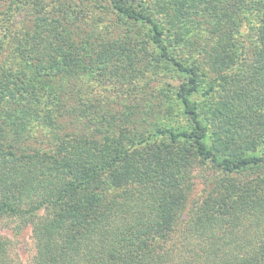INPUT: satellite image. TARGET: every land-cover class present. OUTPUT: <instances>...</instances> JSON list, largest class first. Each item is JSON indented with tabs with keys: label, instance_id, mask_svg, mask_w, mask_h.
Segmentation results:
<instances>
[{
	"label": "trees",
	"instance_id": "trees-1",
	"mask_svg": "<svg viewBox=\"0 0 264 264\" xmlns=\"http://www.w3.org/2000/svg\"><path fill=\"white\" fill-rule=\"evenodd\" d=\"M128 1L101 4L152 23L161 42L163 27ZM227 2L209 29L210 45L225 46L210 65L209 121L190 99L201 87V66L172 58L187 74L177 98L190 130L164 127L160 104L119 114L108 102L84 108L93 100L87 95L64 100L93 73L111 83L134 78L133 47L77 26V15L71 23L61 10L34 13L32 29L12 43L13 56L0 53V216L31 228L33 264H264V0ZM117 114L133 122L157 117L148 144L141 138L132 148L133 134L132 147H124L122 130L109 129ZM196 155L223 174L186 214L181 183ZM88 186L89 195L78 197ZM9 243L0 236V264H15Z\"/></svg>",
	"mask_w": 264,
	"mask_h": 264
},
{
	"label": "rangeland",
	"instance_id": "rangeland-1",
	"mask_svg": "<svg viewBox=\"0 0 264 264\" xmlns=\"http://www.w3.org/2000/svg\"><path fill=\"white\" fill-rule=\"evenodd\" d=\"M211 1L214 2V0L128 1L127 5L145 13L163 27V33L159 35L161 42H155L152 23L132 21L122 13L108 10L101 4L108 0H0V53L3 56H13L12 43L22 39L26 36L25 33L32 29L34 13L39 14L40 18H46L56 15V11L61 10L71 23H73L71 18L77 15V26L85 27L88 31H93V35L97 34L108 41L120 39L133 47L134 50L131 52L134 58V78L132 83H111L109 76L105 79L99 77L97 81L98 74L93 73L92 76L87 75L83 78L84 82H74L68 89L71 99L64 100L77 101L78 96L86 99L87 95V99L93 100L83 103L84 108L86 104L93 109L92 104L103 105L108 102L115 112L112 111L119 114L127 110L125 107L129 105H133L134 109L141 112V105L150 104L153 107L160 104L156 108L157 117L161 118L164 127H170L175 131L190 130L193 126L177 98L179 86L187 81V74L175 69L172 58H176L185 66H201L200 71L204 73L201 77V87L190 95V99L198 106L201 119L204 122L209 121L211 108L215 103L212 98L213 75L210 65L215 62L214 54H220L225 48L224 44L215 49L212 44L210 45L209 29L215 23L213 16L216 17L218 9L224 8L228 3L227 0L219 1L217 8ZM56 3H59V8H56ZM241 27L247 31L250 24L245 26L243 24ZM136 103H140L138 108L135 107ZM119 114L116 117L120 118V121L115 120V125L109 129L117 134L120 129L122 130L124 147H132L128 141L129 139L133 141L131 140L133 134L132 148L140 144L141 138L145 140V144L149 142L148 134L157 117L153 118V122L135 118L133 122L125 121ZM137 116H140V113ZM101 127L106 130V126ZM93 132H96V128L89 133ZM250 172L251 170L244 172L242 181L251 178ZM187 173L181 183L188 189V203L184 209L186 214L189 209H193V205L200 203L205 193L210 191L211 182L223 172L219 166L196 155L192 157ZM90 188L88 186L81 189L78 197L89 195ZM0 236L10 240L9 255L15 264H33L35 248L30 227L20 225L18 219L0 216ZM250 239L247 240L248 246L252 247Z\"/></svg>",
	"mask_w": 264,
	"mask_h": 264
}]
</instances>
